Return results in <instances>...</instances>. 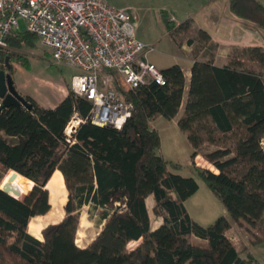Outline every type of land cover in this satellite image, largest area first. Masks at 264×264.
<instances>
[{"label": "trees", "instance_id": "1", "mask_svg": "<svg viewBox=\"0 0 264 264\" xmlns=\"http://www.w3.org/2000/svg\"><path fill=\"white\" fill-rule=\"evenodd\" d=\"M230 9L264 30L260 1L230 0ZM164 22L172 31L170 19ZM201 35L210 40L207 33ZM38 42L30 32L12 35L10 50L0 51V69L7 70V57L11 66L14 60L28 66L21 52L35 49ZM234 52L223 66L195 60L189 82L176 64L162 69L165 85L149 81L125 94L134 111L122 129L87 121L68 137L74 114L86 119L93 107L71 89L55 108L31 97H26L31 109L3 108L0 264H258L242 257L227 233L246 223L259 225L264 235V75L242 62L246 58L264 67V48ZM9 71L12 75L13 68ZM159 117L176 120L193 149L192 159L201 156L214 168L194 161L233 222L221 217L204 227L191 217L185 203L200 186L194 177L172 172L181 166L160 154V134L151 127ZM14 171L19 175L10 185L21 193L18 199L1 189ZM57 173L68 192L65 217L43 229L39 239L28 227L51 212L49 190ZM31 194L34 199L28 200ZM150 196L153 213L163 218L155 230L146 202ZM86 207L90 220L103 228L82 248L76 241ZM132 242L140 243L129 250Z\"/></svg>", "mask_w": 264, "mask_h": 264}, {"label": "built area", "instance_id": "2", "mask_svg": "<svg viewBox=\"0 0 264 264\" xmlns=\"http://www.w3.org/2000/svg\"><path fill=\"white\" fill-rule=\"evenodd\" d=\"M21 32L35 34L55 62L79 71L70 88L93 107L86 119L74 114L70 138L87 121L122 129L134 111L125 94L149 81L166 84L162 69L149 61L153 46L137 37L134 13L107 0H0V51Z\"/></svg>", "mask_w": 264, "mask_h": 264}, {"label": "rangeland", "instance_id": "3", "mask_svg": "<svg viewBox=\"0 0 264 264\" xmlns=\"http://www.w3.org/2000/svg\"><path fill=\"white\" fill-rule=\"evenodd\" d=\"M20 23L22 26L21 30L25 31L24 22L21 21ZM136 27L138 29L137 24ZM147 29L148 31L150 29L154 42L158 39L149 54V61L159 69H166L174 63H178L175 57L168 54L174 53L175 45L169 42L165 25L160 22L154 25L141 24L139 26L140 32L145 33ZM205 46L206 44H203V40H198L196 53L202 48L204 49ZM210 48L214 53L216 52V48ZM230 53L236 55L234 49ZM21 54L27 57L29 65L23 66L15 60L12 62V78L17 91L24 97L36 99L45 107H55L65 98L66 93L71 89L72 77L79 74V71L66 63L55 62L51 52L43 46L40 40L35 49H25ZM218 60L221 62L220 58ZM242 62L246 67H252L264 75V67L260 66L257 62L248 61L246 58H242ZM8 72L11 73L10 71ZM116 82L117 86L118 81L116 80ZM186 101L187 97L185 96L184 105ZM152 126L158 129L160 134V154L167 160L181 166L180 169L171 168V171L184 177H194L199 183L200 188L198 192L185 203L191 217L204 227L213 224L221 217H226L230 222H233V218L219 198L209 190L206 183L199 177L194 166V161L199 167L210 168L211 170H214V168L201 156L198 160L197 158L195 160L192 159L193 149L188 142L187 135L177 126L176 120L159 117L156 121L152 120ZM210 149H214V147H210ZM7 176L3 178L1 185H3ZM67 197V189L60 191L58 195L51 194L52 210L47 215L32 220V230H30V233H33L32 235L35 236L37 234L36 236L42 239V231L41 234L37 231L39 228L43 230L49 225L57 224L64 219L65 211L63 208L67 202ZM33 199L34 196L31 194L28 200ZM153 202V197L149 198L148 209L152 228L155 230L161 226L163 218L153 213ZM88 210L89 208L86 207L82 212L77 234L76 242L82 248L91 244L103 228V226L95 223V218L94 220H90ZM227 235L241 252L242 257H252L258 264H264V235L259 225L254 227L246 223L243 225L235 224ZM139 243H130L128 249H134Z\"/></svg>", "mask_w": 264, "mask_h": 264}, {"label": "crops", "instance_id": "4", "mask_svg": "<svg viewBox=\"0 0 264 264\" xmlns=\"http://www.w3.org/2000/svg\"><path fill=\"white\" fill-rule=\"evenodd\" d=\"M258 1L264 5V0ZM107 2L119 9H130L134 13L135 23L138 25L137 37L148 45L154 46L158 39L154 42L150 29L145 33L140 32L139 26L160 22L165 25L164 19L166 17L170 19L174 28L172 31L167 30L166 26L165 28L169 42L175 45V51L168 54L178 60V63L173 65L182 67L188 82L195 60H212L216 65L223 66L230 63V51L235 48H264V30L232 13L230 0H107ZM202 32L210 36L209 41H204ZM198 40H203L206 46L196 53ZM210 47L216 48V52L214 53ZM153 120L156 121L157 118ZM151 127L154 128L152 121ZM151 197L147 198V206Z\"/></svg>", "mask_w": 264, "mask_h": 264}, {"label": "water", "instance_id": "5", "mask_svg": "<svg viewBox=\"0 0 264 264\" xmlns=\"http://www.w3.org/2000/svg\"><path fill=\"white\" fill-rule=\"evenodd\" d=\"M6 64L7 70L0 69V111L5 107L11 106H15L19 110L22 108L31 109L32 105L26 97L22 96L17 91L12 75L8 72L12 69V66L10 65V57H7ZM13 173L14 174H12L9 180L10 182H7L1 187V189L7 194L17 198V196H21V193L19 191L12 190L10 183L19 175V173L15 171Z\"/></svg>", "mask_w": 264, "mask_h": 264}, {"label": "bare ground", "instance_id": "6", "mask_svg": "<svg viewBox=\"0 0 264 264\" xmlns=\"http://www.w3.org/2000/svg\"><path fill=\"white\" fill-rule=\"evenodd\" d=\"M48 189V188H47ZM49 190V189H48ZM66 190V185H65V183H64V180H63V178L61 177V175L59 174V173H57V174H55V176H54V178H53V180H52V182H51V189L49 190L50 191V195L51 194H54V195H58L59 193H60V191H65ZM59 191V192H58ZM53 198V197H52ZM61 199V198H60ZM67 203V202H66ZM61 214V213H60ZM65 215V214H64ZM83 223V222H82ZM91 223V222H90ZM84 224V223H83ZM28 229H29V232H30V230H32V221L30 222V224H29V227H28ZM38 231V233H40L41 234V231H43V230H41L40 228H39V230H37ZM33 234V233H32ZM37 235V234H36ZM35 235V237H37V238H39V239H41L39 236H36Z\"/></svg>", "mask_w": 264, "mask_h": 264}]
</instances>
